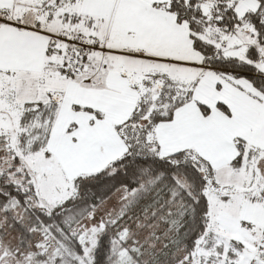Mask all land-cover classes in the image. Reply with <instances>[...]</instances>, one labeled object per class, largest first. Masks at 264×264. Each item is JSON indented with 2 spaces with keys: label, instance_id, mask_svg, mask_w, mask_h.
<instances>
[{
  "label": "snow or ice",
  "instance_id": "6c2138e0",
  "mask_svg": "<svg viewBox=\"0 0 264 264\" xmlns=\"http://www.w3.org/2000/svg\"><path fill=\"white\" fill-rule=\"evenodd\" d=\"M0 264H264V0H0Z\"/></svg>",
  "mask_w": 264,
  "mask_h": 264
}]
</instances>
